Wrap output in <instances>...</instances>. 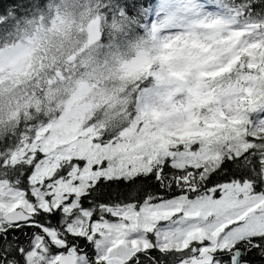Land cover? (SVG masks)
Returning <instances> with one entry per match:
<instances>
[{
  "label": "snow or ice",
  "instance_id": "obj_1",
  "mask_svg": "<svg viewBox=\"0 0 264 264\" xmlns=\"http://www.w3.org/2000/svg\"><path fill=\"white\" fill-rule=\"evenodd\" d=\"M242 3L264 25V0ZM202 8L116 0L109 16L163 44V28ZM142 93L148 118L118 133L27 127L0 139V264H264V131L246 146L219 134L162 142L172 121Z\"/></svg>",
  "mask_w": 264,
  "mask_h": 264
},
{
  "label": "clouds",
  "instance_id": "obj_2",
  "mask_svg": "<svg viewBox=\"0 0 264 264\" xmlns=\"http://www.w3.org/2000/svg\"><path fill=\"white\" fill-rule=\"evenodd\" d=\"M115 4L116 0H22L21 5L0 7V24L13 22L11 31L4 33L13 39L0 44V139L22 130L21 122H34L31 127L81 122L97 131L118 133L134 119L148 118L142 112L141 85L163 89L154 98L156 106L160 111L167 108L173 120L178 114L211 118L240 94L243 60L241 67L215 81L198 78L204 69H193L185 80L176 81L168 74L169 66L156 59L161 40H153L147 31L141 35L134 22L110 17ZM204 35L200 31L198 38ZM173 63L183 66L186 61ZM154 73L164 80L158 83ZM197 85L201 92L212 88L211 103L197 106L194 113L190 108L180 113L192 102L188 89ZM258 109L264 110V99L249 105L248 111L241 107L236 115L247 121Z\"/></svg>",
  "mask_w": 264,
  "mask_h": 264
},
{
  "label": "rangeland",
  "instance_id": "obj_3",
  "mask_svg": "<svg viewBox=\"0 0 264 264\" xmlns=\"http://www.w3.org/2000/svg\"><path fill=\"white\" fill-rule=\"evenodd\" d=\"M197 1L198 0H194V3L203 5V8L200 10V15H189L188 20L183 22L186 26H169L161 30L162 34H166L167 39L163 41V44H160V52L156 59L160 61L161 65L169 66V76L174 80L177 78L185 80L193 69H204L198 73V78L200 80L215 81L218 76L220 77L221 73L228 70L230 67L237 65L241 67L242 60L244 62V71L247 68L256 66L255 60L257 56H259L258 53H260V51L257 52L256 50L260 44V38L257 33L248 34L243 27L239 25L236 26L235 19H232V21L228 20L227 17L224 16V13H220L221 9L224 7L221 4H219L220 8L215 9L207 0ZM200 31L205 32L202 38H198L200 37ZM180 60H184L186 63H184L183 66L173 63ZM244 71L241 83L243 84L245 92L242 97H245L246 91L250 92L253 81L251 80L250 72L244 74ZM153 75L158 83L164 80V77L160 73H154ZM200 87L201 86L197 85L195 89L191 87L188 89L192 97V102L189 106L181 108L179 110L180 113L187 112L189 108L191 110V107H194L195 110L197 106L202 107L201 104L204 106L211 103L213 95L212 90L207 89V92H201L198 90ZM148 89H150V103L155 106L156 112L160 114V117L164 119L167 117V120L172 121V125L159 137L162 142L193 143L196 140L195 138H199L198 143H200L219 134L224 136L226 143L238 142L241 146H246L244 138L248 135L250 129L244 125L250 124V121H242L243 119L236 115L240 107L238 103L239 95L236 96L234 101L226 102L215 115L208 118L212 121V127L207 128L209 125H206V128H203L197 126L198 124L195 123V120L191 118L190 114H185L183 116L178 114L177 118L173 120L167 108H165L164 111H160L156 106L154 98L159 96L163 89ZM141 98L144 102V93H142ZM177 99H179V97H177ZM255 113L259 115L258 121L264 119V110L258 109L251 114ZM60 119L61 121L64 120L63 117H60ZM155 122L156 120L154 119L153 123ZM255 125L250 126V128L254 129V131H264V129L257 130ZM49 126L52 128H68L69 130L76 131L85 128L81 122L74 124L46 123L41 127L49 128ZM209 134H211V137ZM67 138L70 139L71 137L69 136ZM64 139L65 137L62 136L56 137L57 141ZM218 145L219 144L215 145V147Z\"/></svg>",
  "mask_w": 264,
  "mask_h": 264
},
{
  "label": "trees",
  "instance_id": "obj_4",
  "mask_svg": "<svg viewBox=\"0 0 264 264\" xmlns=\"http://www.w3.org/2000/svg\"><path fill=\"white\" fill-rule=\"evenodd\" d=\"M198 1H200V0H198ZM207 1H210L211 3H213L214 8H220L219 4L224 6L221 9L220 13H224V16H226L227 19L230 20V21H232V19H235L236 20L235 23L237 24V26L239 25L240 27H243L248 34L257 33L258 29L264 28V25L258 24L254 18L248 17L244 13L242 0H234V2H233V0H207ZM8 3H11V0H0V7L6 6ZM12 23L13 22H9L7 27H5L4 24H0V28L3 29V31H0V44H2L3 41H5V40L11 41L13 39L12 36L4 34L6 32H10L11 31ZM136 28H137V25H136ZM137 32H139L141 35H143L145 33V31H143V30L137 31ZM160 47L161 46H159V48ZM258 47H257L256 50H257V52L260 51V53L262 55L260 53H258L259 56H257V59L255 60L256 61V63H255L256 66H254L253 68H247V69H245V71L243 70L245 72L244 74L250 72L251 80H253V81H252V84H251V87H250L251 90H250V92L246 91L245 97H242V95L245 92L244 87H242V90L240 91V94H239V97H238V103H239L240 107H239V111L238 112L241 111V107H243L244 111H248L249 105L256 104V103H258V101L260 99H264V96L261 95V93H264V83L255 84V85L253 83L255 81L264 80V39H260V44H259ZM256 50H255V52H256ZM234 67H239V65L234 66ZM232 69H233V67H231L228 70H226L225 72L221 73L220 77L223 76L225 73H231ZM149 79H152V77H149ZM141 87L144 88V89H148V87H146L145 85H141ZM208 89L212 90L211 87H208ZM141 95H142V93H141ZM196 103H198V102H196ZM201 105L203 107V104H201ZM193 110H194V107H191V112L192 113L195 112V110L194 111ZM57 115H59V114H57ZM132 115L135 116L136 113L133 112ZM190 116H191V118H193L195 120V123L198 124L197 126H199V127L206 128V125H209L207 128H210V127L213 126V124L211 123L212 121H210L208 118L201 119L199 116H196L194 114H190ZM129 119H131V117ZM258 120H259V115H257L256 113L249 115L247 121H250L249 122L250 124L244 125L248 129H250L248 131V135H250L253 132H255L254 129L250 128V126L257 124L259 122ZM242 121H245V120H242ZM31 123H34V122H30L29 125L26 126L24 124V122H21V125H20V128L22 129V130H20L21 134H23L25 128L31 127L30 126ZM46 123L47 122H45V124ZM40 127H37V128H40ZM125 127H128V126L126 125ZM8 133H12V132H8ZM195 139L196 140L193 143H197L198 144V142H199L198 139L199 138H195ZM244 141H245V138H244ZM246 143L247 142L245 141V145H246Z\"/></svg>",
  "mask_w": 264,
  "mask_h": 264
},
{
  "label": "water",
  "instance_id": "obj_5",
  "mask_svg": "<svg viewBox=\"0 0 264 264\" xmlns=\"http://www.w3.org/2000/svg\"><path fill=\"white\" fill-rule=\"evenodd\" d=\"M177 81H182V80H179V79H178Z\"/></svg>",
  "mask_w": 264,
  "mask_h": 264
}]
</instances>
